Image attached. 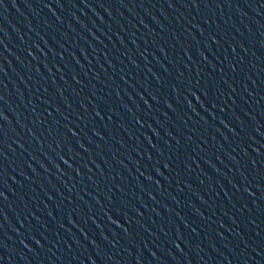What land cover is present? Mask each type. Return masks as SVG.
Instances as JSON below:
<instances>
[{
  "label": "water",
  "instance_id": "1",
  "mask_svg": "<svg viewBox=\"0 0 264 264\" xmlns=\"http://www.w3.org/2000/svg\"><path fill=\"white\" fill-rule=\"evenodd\" d=\"M0 113V264H264V0H3Z\"/></svg>",
  "mask_w": 264,
  "mask_h": 264
},
{
  "label": "snow or ice",
  "instance_id": "2",
  "mask_svg": "<svg viewBox=\"0 0 264 264\" xmlns=\"http://www.w3.org/2000/svg\"><path fill=\"white\" fill-rule=\"evenodd\" d=\"M57 3H59V0H57ZM198 3H199V0H192V5H193V6H196ZM2 4H3V0H0V5H2ZM47 6L50 7V5H47ZM89 6H90V5H89ZM169 6H172L171 3L169 4ZM233 50H234V49H233ZM190 91H191V90H190ZM201 91H203V92L205 93V95H207V90H206V89H201ZM192 95L195 96V95H196V92L193 91V92H192ZM96 114H97V115H100L99 112H97ZM0 115H2V113H0ZM69 131H71V129H69ZM94 131H95V130H94ZM97 134H98V133H97ZM4 135H6V133H5L4 130H3V126L0 125V137H3ZM3 143H4L3 139L0 138V144H3ZM58 155H59V154H58ZM0 156H3V151H2V149H0ZM59 159L65 161V163L68 162L67 160H65V157H64L63 155H59ZM165 167H169V165L165 164ZM2 168H3V165H2V162H0V178H2V176H3ZM156 171L159 172L160 169L157 167ZM149 179H151V177H149ZM2 196H3V192L0 191V197H2ZM33 239H36V238L33 236ZM22 242H23V241H22ZM36 242H37L38 244L40 243L39 240H36ZM177 247H179V245H177Z\"/></svg>",
  "mask_w": 264,
  "mask_h": 264
}]
</instances>
